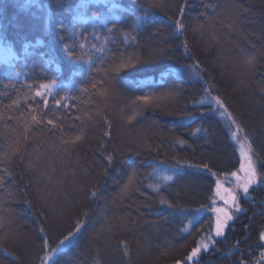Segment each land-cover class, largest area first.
<instances>
[{
	"label": "trees",
	"instance_id": "16d2710c",
	"mask_svg": "<svg viewBox=\"0 0 264 264\" xmlns=\"http://www.w3.org/2000/svg\"><path fill=\"white\" fill-rule=\"evenodd\" d=\"M113 1L114 11L106 0H0V169L12 173L0 189V264H41L77 221L81 231L52 264H184L212 227L208 218L188 229L190 218L213 201L216 176L241 163L213 96L264 173V0H187L183 17L185 0H138L134 11L130 0ZM121 56L141 63L113 78ZM192 65L200 77L182 71ZM41 84H54L51 94L36 96ZM148 94V103L136 100ZM81 131V141L65 143ZM164 167L172 180L162 179ZM253 194L264 201V185ZM241 205L247 211L201 264H258L264 209Z\"/></svg>",
	"mask_w": 264,
	"mask_h": 264
},
{
	"label": "snow or ice",
	"instance_id": "6c2138e0",
	"mask_svg": "<svg viewBox=\"0 0 264 264\" xmlns=\"http://www.w3.org/2000/svg\"><path fill=\"white\" fill-rule=\"evenodd\" d=\"M108 2L109 0H106V3ZM137 3H138V0H130L131 7H129L127 11H134ZM156 6L158 7L159 5H156ZM186 6H187V0H185V5L180 8L181 17H183L184 15ZM116 7L117 6L113 4L111 10H114ZM146 18H147V12H145L143 16L137 17L136 22L138 24L141 22H145ZM232 26L235 27V25H232ZM172 27L175 28L177 32L182 31L184 28L182 19H178L174 21ZM108 31L112 32L113 29L109 28ZM157 32H159V29L157 30ZM125 38H127V34H125ZM132 39H135V37H132ZM183 46L187 48L186 42ZM81 47H83V45H81ZM93 47H95V45H93ZM161 52H163V49H161ZM119 59H120V62L115 64V66L111 70L113 78H115L116 74L119 73L121 70L128 69V68H135L138 63H141L139 58L133 59L132 57H128L125 59L123 56H121ZM255 62H256L255 57H249L245 61L249 69H252L255 67ZM194 68L196 69L194 74L197 77H200L201 70L199 69L198 65L189 66L187 69H182V71L188 72L189 78H191V75L193 74L192 70ZM53 87H54V84L52 85L41 84L40 89H43L44 91L42 92L40 90H37L36 96L43 97L45 93L51 94V90ZM92 87L94 88L95 84H93ZM84 90L87 91V89H84ZM261 92L264 93V88L261 89ZM151 95L152 94L138 96L136 97V100L148 103L151 98ZM169 95H171V93H169ZM212 99L216 104H218L221 108H223V102L218 97H213ZM13 103H16V101H13ZM44 103L45 105L47 104L46 99ZM56 103L59 104V101H57ZM220 115L230 121V125H229L230 128H231V125L236 124V120L232 117V114L227 111V109H224V111L220 112ZM128 119L131 120L132 117H128ZM32 122L34 124L40 123V121L37 120L35 116H32ZM48 124H53V121L48 120ZM237 129L239 130V126H237ZM199 131L200 129H196L191 134L195 135L196 132H199ZM84 135L85 133L81 131L79 135H76L74 138H71L70 141H65V143L70 142L72 144H75L76 142L81 141ZM103 135L108 136L109 133L105 132ZM232 136H233V139L237 140V142L240 143V137L237 136V133L235 131L232 133ZM247 139H248L247 136H245L244 140L247 141ZM177 142L180 144L186 143V141L182 139H178ZM247 147H248V152L245 153L243 151V145H241V148H242L241 158L242 159L240 163V168L237 171L231 172L230 177L225 176V181H227L229 186L228 187L224 186L225 181H222L220 179L216 180L215 196L218 197L219 200L223 201L224 205H226V208H216V207L212 208V211L216 214L214 228L210 226L209 229H207V234L203 236L201 240L197 242V245L187 255L186 261L184 262V264H188V262H191V264H201L200 256L202 253H207L210 250H218L216 249L218 238L224 237L226 229L231 226L230 222H233L239 213L247 211V209L243 208L242 205L240 204V200L242 198L247 199V201L250 203H260L261 208L264 209V201H259V202L256 201L255 196L253 194L257 188L264 185V173H259L257 171V163H258L259 157L257 156V158L254 159L253 157L256 156L257 154L253 151L252 146L250 144H248ZM101 149H103V145H101ZM11 150L13 153L17 151V149L14 147ZM21 159H23V157ZM104 159H105V162L108 164V166L111 167L114 162V156L112 154H108L104 157ZM132 163L135 164L134 161ZM35 167L36 166L34 164H29V168H35ZM205 167L207 166L205 165ZM209 171L211 170L209 169ZM238 173H243V175H239ZM102 174H107V169H104V172ZM136 175H137V171L135 168H133L131 175H129L128 177V183L125 185V190H127L129 185L133 184ZM213 175H216V174L213 173ZM11 176H12V173L7 167L0 169V189L4 188L6 181ZM231 178H235V179L232 180ZM162 179L165 181H170L173 179V176L166 175V176H163ZM149 186L153 187L154 191L159 192L160 190L158 186H155V185H149ZM90 195L93 198H95L97 194L95 191H92ZM160 203L161 204L167 203L169 207H172V204L166 201V199H164L163 197H161ZM213 204H215L214 199H213ZM262 214H264V212H262ZM189 223L191 224L192 221H189ZM3 226H4L3 221L0 220V227H3ZM80 231H81V225H80V222L77 221L75 231L69 232V234L65 236L63 240L59 242L57 247L52 249V253L56 254L60 250L61 246L64 245L65 241L74 239L76 237V234H78ZM258 239L259 241H264V225H262L259 230ZM238 244H239V241H237L235 245L231 246V251H226L225 255L226 256L233 255L237 251H239ZM42 247H49L47 238L44 239ZM262 247H264V245H262ZM124 253L125 255L128 254V246L126 243L124 244ZM260 257L261 259L258 262V264H264V252H261ZM46 259L48 261V264H52L53 256L46 255ZM41 264H45V261L42 260ZM176 264H182V262L177 261ZM239 264H246V262L241 260Z\"/></svg>",
	"mask_w": 264,
	"mask_h": 264
},
{
	"label": "rangeland",
	"instance_id": "374dc122",
	"mask_svg": "<svg viewBox=\"0 0 264 264\" xmlns=\"http://www.w3.org/2000/svg\"><path fill=\"white\" fill-rule=\"evenodd\" d=\"M109 1L112 2V5L115 4V2L113 0H109ZM112 11H114V10H112ZM1 52H2V56H4V58H7V59L10 58L13 55V53L7 51L4 48H2ZM213 97H211V102L215 105L214 111H216V112L219 111V113L222 112V111H224V109H226L225 106L223 105V108H221L218 104H216L213 101V99H212ZM227 121H228V124L230 125V121L229 120H227ZM237 126H239V130L237 129ZM234 131L237 133V136L240 137V143H238L237 140H235V139H234V141L236 142V145H237V148H238V152H239V156H240V161H241V159H242L241 158V150H242L241 145H243V151L245 153H247L248 152L247 145L250 144V143H249L248 139H247V141L244 140L245 134H244L242 128L240 127V125L237 122H236V124L231 125V133H233ZM253 158L255 159V157H253ZM172 170L173 171H177L178 168L173 167ZM238 174L239 175H243V173H238ZM166 175H169V169L164 167V168H162V176H166ZM227 176L230 177V174L227 175ZM217 179H220L222 181H225V176H216V180ZM231 179L234 180L235 178H231ZM224 186L225 187H228L229 186L228 183H227V181L224 182ZM215 190H216V186H215ZM243 199L244 198H242L240 200V204H241V202H242ZM214 200H215V204H213V201H212L211 204H209V206L204 207L202 209H198V210H196L193 213L192 217L190 218V221H192V223L191 224L190 223L187 224V228L188 229L193 224H195L197 222L198 223L201 222V223H205L206 224L208 218H211V224H212V227L214 228V225H215V215L216 214L212 211V208L213 207H216V208H226V205H224L223 201L219 200V198L215 196V193H214ZM226 231H227V229H226ZM226 231H225V233H226ZM73 240L74 239H70L69 241H65L64 245L61 246L60 250L65 249L71 242H73ZM56 254H53L52 251H51L47 255L48 256H53V259H54V257H55ZM44 261H45V264H48L47 259H44Z\"/></svg>",
	"mask_w": 264,
	"mask_h": 264
},
{
	"label": "bare ground",
	"instance_id": "6f19581e",
	"mask_svg": "<svg viewBox=\"0 0 264 264\" xmlns=\"http://www.w3.org/2000/svg\"><path fill=\"white\" fill-rule=\"evenodd\" d=\"M225 123H226V125L229 127V124H228V121H227V120L225 121ZM229 130H230L231 138H232L233 142L236 144V142H235L234 139H233V136H232L231 128H230V127H229Z\"/></svg>",
	"mask_w": 264,
	"mask_h": 264
}]
</instances>
